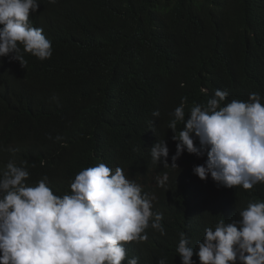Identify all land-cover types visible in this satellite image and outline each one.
Here are the masks:
<instances>
[{"label": "trees", "instance_id": "16d2710c", "mask_svg": "<svg viewBox=\"0 0 264 264\" xmlns=\"http://www.w3.org/2000/svg\"><path fill=\"white\" fill-rule=\"evenodd\" d=\"M38 2L29 20L51 41L52 56L41 61L21 46L23 67L0 57V172L13 158L24 162L27 183L47 177L56 196L71 194L75 176L100 163L169 171L151 162L147 144L169 135L184 98L187 119L215 90L227 91L225 104L241 101L254 89V73L260 85L264 79V0ZM182 128L177 122L174 135ZM198 159L182 153L178 160L205 163ZM176 175L155 202L164 234L149 226L147 240L124 245L122 264L133 257L181 264L180 233L196 250L207 228L239 221L249 203L264 202L262 183L228 189L210 177L199 179L204 187L198 182L191 198Z\"/></svg>", "mask_w": 264, "mask_h": 264}, {"label": "clouds", "instance_id": "9594fccd", "mask_svg": "<svg viewBox=\"0 0 264 264\" xmlns=\"http://www.w3.org/2000/svg\"><path fill=\"white\" fill-rule=\"evenodd\" d=\"M39 6L38 0H0V57L23 67L21 46L41 61L52 56L51 41L29 20ZM260 83L254 73L253 91L226 104L227 91L215 90L205 106L190 108L187 119L184 98L165 128L169 135L163 139L159 133L160 139L156 136L147 144L151 162L169 171L141 167L134 172L120 163L113 169L100 163L80 171L70 185L71 194L60 197L47 186V177L29 185L24 162L17 166L13 158L4 163L0 264H122L127 255L124 245L147 240L149 226L164 234L155 202L176 182L177 170L191 198L199 190L198 182L204 187L200 180L209 177L228 189L251 190L264 184V79ZM177 122L183 124L178 137ZM182 153L205 163L181 166ZM239 215V221L221 219L214 230L207 228L196 250L180 233L176 251L181 264H195L194 255L199 264H264V202L249 203ZM127 264H138V259Z\"/></svg>", "mask_w": 264, "mask_h": 264}, {"label": "bare ground", "instance_id": "6f19581e", "mask_svg": "<svg viewBox=\"0 0 264 264\" xmlns=\"http://www.w3.org/2000/svg\"><path fill=\"white\" fill-rule=\"evenodd\" d=\"M25 54V53H24Z\"/></svg>", "mask_w": 264, "mask_h": 264}]
</instances>
